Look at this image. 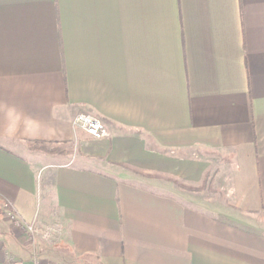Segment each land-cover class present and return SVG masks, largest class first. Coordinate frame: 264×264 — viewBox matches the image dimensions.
<instances>
[{
    "label": "crops",
    "instance_id": "0c3cea01",
    "mask_svg": "<svg viewBox=\"0 0 264 264\" xmlns=\"http://www.w3.org/2000/svg\"><path fill=\"white\" fill-rule=\"evenodd\" d=\"M0 239V264H264V0H0Z\"/></svg>",
    "mask_w": 264,
    "mask_h": 264
},
{
    "label": "built area",
    "instance_id": "2783aa9c",
    "mask_svg": "<svg viewBox=\"0 0 264 264\" xmlns=\"http://www.w3.org/2000/svg\"><path fill=\"white\" fill-rule=\"evenodd\" d=\"M72 126L75 129L83 130L95 139L104 138L108 134V129L104 120L101 117L89 112L78 113L72 120ZM9 215L10 219L22 229H25L26 232L28 231L30 234H33L36 231L34 223H24L19 217H17L15 212H10ZM5 264H15L14 258L12 256L9 257ZM30 264H43V262L39 258H33Z\"/></svg>",
    "mask_w": 264,
    "mask_h": 264
},
{
    "label": "trees",
    "instance_id": "16d2710c",
    "mask_svg": "<svg viewBox=\"0 0 264 264\" xmlns=\"http://www.w3.org/2000/svg\"><path fill=\"white\" fill-rule=\"evenodd\" d=\"M30 147L35 149H41L43 151L49 152V153H55L59 150H63L65 152H68L65 148L58 146L57 144L46 142V141H35L30 142Z\"/></svg>",
    "mask_w": 264,
    "mask_h": 264
},
{
    "label": "rangeland",
    "instance_id": "374dc122",
    "mask_svg": "<svg viewBox=\"0 0 264 264\" xmlns=\"http://www.w3.org/2000/svg\"><path fill=\"white\" fill-rule=\"evenodd\" d=\"M101 139H102V138H101ZM57 145H58V144H57ZM58 146L66 147V146H69V145H60V144H59ZM67 151H70V148H68ZM74 151H75V150H74ZM74 151H73V153H75ZM67 153H71V152H67ZM10 212H15V213L17 214V217H19L17 211H15L13 208H11V206H8L7 209H6V215H7L8 220H11V219H10V215H9ZM20 219H21V218H20ZM21 220L24 222L23 219H21ZM11 222L14 223L16 226H18V228H20L21 230H23L24 232H26L25 229H22V228H21L19 225H17L13 220H11ZM24 223H27V222H24ZM34 225H35V224H34ZM27 232H28V231H27ZM28 233H29V232H28ZM0 242H1V244H0V247H1V246H3V242H2L1 239H0ZM9 257H11V254L6 253V257H5L4 264H5L6 260H7ZM12 257H13V256H12Z\"/></svg>",
    "mask_w": 264,
    "mask_h": 264
}]
</instances>
